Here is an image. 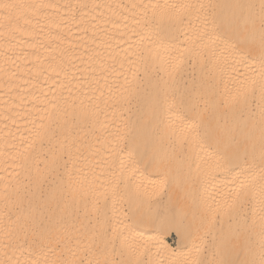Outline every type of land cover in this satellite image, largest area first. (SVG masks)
<instances>
[{
  "label": "bare ground",
  "instance_id": "obj_1",
  "mask_svg": "<svg viewBox=\"0 0 264 264\" xmlns=\"http://www.w3.org/2000/svg\"><path fill=\"white\" fill-rule=\"evenodd\" d=\"M0 4V264H260L264 0Z\"/></svg>",
  "mask_w": 264,
  "mask_h": 264
},
{
  "label": "snow or ice",
  "instance_id": "obj_2",
  "mask_svg": "<svg viewBox=\"0 0 264 264\" xmlns=\"http://www.w3.org/2000/svg\"><path fill=\"white\" fill-rule=\"evenodd\" d=\"M22 7H26L25 5H17V4H0V8L2 9H5V10H8V9H19V8H22ZM145 7H151L153 9H156L159 7V5H156V4H152V5H146ZM172 7H176L175 5H173ZM180 7H187L185 5H181ZM225 53L226 54H231V49L229 48H225ZM261 76H262V83H261V89H262V92H264V62H262V66H261ZM42 135V133L38 130L37 131V136H40ZM243 184L241 185V188L243 189ZM226 195L228 196H232V193L229 192V193H226ZM247 193L245 191H241V192H237L235 193V199L233 200V203L232 205H230V208H233L235 209L236 207H238L240 204H241V197H244L246 196ZM261 211L264 212V191L261 192ZM198 251V250H197ZM189 264H205L204 261H201L199 259V257H195L193 260H191L189 262ZM212 264H216V262H212ZM248 264H256L255 261H251V262H248ZM260 264H264V256H262L261 258V261H260Z\"/></svg>",
  "mask_w": 264,
  "mask_h": 264
},
{
  "label": "rangeland",
  "instance_id": "obj_3",
  "mask_svg": "<svg viewBox=\"0 0 264 264\" xmlns=\"http://www.w3.org/2000/svg\"><path fill=\"white\" fill-rule=\"evenodd\" d=\"M161 190H162L161 187H157L156 188V192H162ZM159 232L160 231H150V234L159 235L160 234ZM238 232L236 234L239 237H243L244 236L243 235V231L238 230ZM241 232H242V234H241ZM162 236L165 237V239L168 241V243L173 247V253L171 252V256L174 258V261H176L177 264H178V262H179V264L180 263L183 264L184 262H186L188 257H187V253H186L185 247H184V240L180 237V234L176 231V229L171 227L169 230H166V231L162 232ZM146 243L147 242H145V244ZM148 244L150 246H152V244L154 245V243L151 242V241L150 242L148 241V243L146 245H148ZM176 256H178L177 260H176ZM179 259H181V260L179 261Z\"/></svg>",
  "mask_w": 264,
  "mask_h": 264
}]
</instances>
